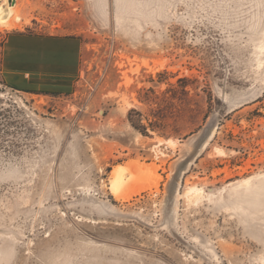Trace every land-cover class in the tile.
I'll return each mask as SVG.
<instances>
[{
    "label": "rangeland",
    "instance_id": "rangeland-1",
    "mask_svg": "<svg viewBox=\"0 0 264 264\" xmlns=\"http://www.w3.org/2000/svg\"><path fill=\"white\" fill-rule=\"evenodd\" d=\"M0 264H264V0H0Z\"/></svg>",
    "mask_w": 264,
    "mask_h": 264
},
{
    "label": "crops",
    "instance_id": "crops-1",
    "mask_svg": "<svg viewBox=\"0 0 264 264\" xmlns=\"http://www.w3.org/2000/svg\"><path fill=\"white\" fill-rule=\"evenodd\" d=\"M12 35V33L10 34ZM11 38L9 39V42ZM51 41L43 43L37 48L29 46H19L5 54V59L14 57L16 61L8 59L4 61L2 69V78L9 88L18 87L22 89L31 88L33 91H41L44 86L48 90L54 87L65 88L72 86L76 80L74 71L60 69V64L55 67L54 61H61L64 57H70L66 50L54 48ZM64 47V46H63ZM65 49V48H64ZM70 66L67 64V67ZM69 78H73L72 81ZM36 89V90H35ZM21 93L39 94L31 91L20 90ZM49 95V94H48Z\"/></svg>",
    "mask_w": 264,
    "mask_h": 264
},
{
    "label": "trees",
    "instance_id": "trees-1",
    "mask_svg": "<svg viewBox=\"0 0 264 264\" xmlns=\"http://www.w3.org/2000/svg\"><path fill=\"white\" fill-rule=\"evenodd\" d=\"M70 81L73 80V78H69ZM4 82V80H3ZM21 85H18V87H14L15 89L13 90H17L20 92V90H24V91H31V92H35V93H39V94H49V95H53V96H60V95H69L73 92V88L72 86L69 87H65V88H59V87H54L52 88V90H48L49 88L44 86L43 89L41 91H33L31 88L28 89H22ZM186 87V85H185ZM36 90V89H35ZM153 126V125H152ZM135 127L142 132L144 135H149V132L147 130V127L143 124H136Z\"/></svg>",
    "mask_w": 264,
    "mask_h": 264
},
{
    "label": "bare ground",
    "instance_id": "bare-ground-1",
    "mask_svg": "<svg viewBox=\"0 0 264 264\" xmlns=\"http://www.w3.org/2000/svg\"><path fill=\"white\" fill-rule=\"evenodd\" d=\"M14 4H15V2H14ZM14 4L13 5H11V6H9V13H10V17H9V19H12L11 17L12 16H14V12H12V10H13V7H14ZM7 9V8H6ZM7 15V14H6ZM6 18V17H5ZM7 20V19H6ZM9 21H11V20H9ZM137 167V166H136ZM118 169H120V168H118ZM114 174L116 173V172H113ZM118 173V172H117ZM117 175V174H116ZM137 185V184H136ZM134 186V185H133ZM115 188V187H114ZM117 188H119V187H117ZM129 188V187H128ZM131 188H132V186H131ZM130 188V189H131ZM138 189V188H137ZM140 190V189H139ZM114 191V190H113ZM126 191V190H125ZM130 191V190H129ZM133 190H131V192H132ZM128 191H126V193H127ZM114 193H117L118 195V197H127L128 196V194H126V193H124V191H122V188L120 189V190H118V189H116V192H114ZM133 193H135V188H134V192ZM116 196V195H115ZM132 196V195H131ZM131 196H129V197H131ZM127 199V198H126ZM129 199V198H128Z\"/></svg>",
    "mask_w": 264,
    "mask_h": 264
},
{
    "label": "built area",
    "instance_id": "built-area-1",
    "mask_svg": "<svg viewBox=\"0 0 264 264\" xmlns=\"http://www.w3.org/2000/svg\"><path fill=\"white\" fill-rule=\"evenodd\" d=\"M11 90H13L12 88H10ZM14 91H17V90H14ZM18 92V91H17Z\"/></svg>",
    "mask_w": 264,
    "mask_h": 264
},
{
    "label": "water",
    "instance_id": "water-1",
    "mask_svg": "<svg viewBox=\"0 0 264 264\" xmlns=\"http://www.w3.org/2000/svg\"><path fill=\"white\" fill-rule=\"evenodd\" d=\"M12 3H14V1H12Z\"/></svg>",
    "mask_w": 264,
    "mask_h": 264
}]
</instances>
